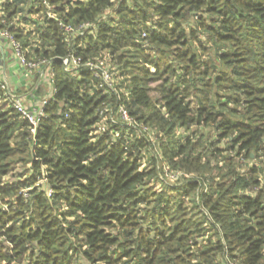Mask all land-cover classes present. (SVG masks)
Returning a JSON list of instances; mask_svg holds the SVG:
<instances>
[{
    "label": "trees",
    "instance_id": "trees-1",
    "mask_svg": "<svg viewBox=\"0 0 264 264\" xmlns=\"http://www.w3.org/2000/svg\"><path fill=\"white\" fill-rule=\"evenodd\" d=\"M47 1L2 5L55 90L0 87V264H264V0Z\"/></svg>",
    "mask_w": 264,
    "mask_h": 264
},
{
    "label": "built area",
    "instance_id": "built-area-1",
    "mask_svg": "<svg viewBox=\"0 0 264 264\" xmlns=\"http://www.w3.org/2000/svg\"><path fill=\"white\" fill-rule=\"evenodd\" d=\"M5 1L6 0H0V43L2 40L4 43L9 45L15 61L20 64L27 73H32L37 68L44 67V81H46L47 85H49L50 93L53 92L55 87L50 84L53 75V72L49 66L50 61L46 59L34 60L26 56V49L22 46L21 42L15 37L14 32L11 30V27L19 25L21 14L17 13L14 16L9 17L2 6ZM41 5L44 7L43 12L45 13V16L47 15L50 18H57L52 11V5L49 4L47 0H41ZM58 24L65 32H72L75 30V28L70 24H64L61 21H58ZM87 25L88 23L80 24L76 28L80 29ZM62 64L65 70H73L80 65L88 66L90 69H93V75L97 79H101L104 84L112 88V74L110 73L107 65L103 63L102 60L92 61L89 59L82 62L79 56L67 55L62 58ZM0 87L5 91L4 95L10 99L12 107L17 110L30 124L36 126L40 118L44 116L43 106L48 102V96L46 95L42 97L37 102L35 101L26 103L21 94L9 90L6 86V83L1 79ZM121 111L125 116V110L121 108Z\"/></svg>",
    "mask_w": 264,
    "mask_h": 264
},
{
    "label": "crops",
    "instance_id": "crops-1",
    "mask_svg": "<svg viewBox=\"0 0 264 264\" xmlns=\"http://www.w3.org/2000/svg\"><path fill=\"white\" fill-rule=\"evenodd\" d=\"M0 45V79L6 83L9 90L21 94L26 103L37 102L50 93V87L43 77L44 67L27 73L15 61L9 45L2 40Z\"/></svg>",
    "mask_w": 264,
    "mask_h": 264
},
{
    "label": "rangeland",
    "instance_id": "rangeland-1",
    "mask_svg": "<svg viewBox=\"0 0 264 264\" xmlns=\"http://www.w3.org/2000/svg\"><path fill=\"white\" fill-rule=\"evenodd\" d=\"M102 62L105 63L107 65V67L111 64V62L109 63V61H108V63H107V60H104V59L102 60ZM165 171L168 175V177H167L168 180L174 181L178 176V173H173L172 171H169L168 169H165ZM4 180H8V177H5ZM152 186L156 190L161 189V185L159 184L158 181H152Z\"/></svg>",
    "mask_w": 264,
    "mask_h": 264
}]
</instances>
